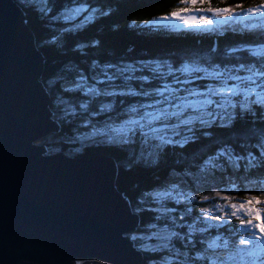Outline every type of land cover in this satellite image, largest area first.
<instances>
[{"label": "snow or ice", "instance_id": "6c2138e0", "mask_svg": "<svg viewBox=\"0 0 264 264\" xmlns=\"http://www.w3.org/2000/svg\"><path fill=\"white\" fill-rule=\"evenodd\" d=\"M179 2L156 19L186 47L137 58L131 47L101 53L99 32L78 38L115 14L112 0H19L52 29L38 47L62 57L38 81L48 120L70 126L64 143L107 146L125 171L155 173L121 197L137 221L123 239L141 264H264V0Z\"/></svg>", "mask_w": 264, "mask_h": 264}, {"label": "water", "instance_id": "95a60500", "mask_svg": "<svg viewBox=\"0 0 264 264\" xmlns=\"http://www.w3.org/2000/svg\"><path fill=\"white\" fill-rule=\"evenodd\" d=\"M0 264H62L65 256L141 264L125 230L135 218L114 185L110 155L45 152L59 131L42 91L45 56L15 0H0Z\"/></svg>", "mask_w": 264, "mask_h": 264}, {"label": "trees", "instance_id": "16d2710c", "mask_svg": "<svg viewBox=\"0 0 264 264\" xmlns=\"http://www.w3.org/2000/svg\"><path fill=\"white\" fill-rule=\"evenodd\" d=\"M15 1L19 4V0ZM63 2L64 0H60V3ZM57 6L59 7V4ZM178 6H183L179 0H112V7L115 10V14L88 26L86 31L78 38L87 40L99 32L103 42V47L100 52L111 51L117 57L124 54L128 47L133 48V55L137 58L159 55L162 52L175 53L186 47L184 34L164 31L161 28L164 23H160L156 17ZM210 6H224V4L222 0H212ZM21 8L27 18L28 25L35 34L36 44L38 46L39 41L47 38L52 29L42 27L41 22L37 20L34 12L26 10L23 6ZM56 26L53 25V28ZM63 26L69 27L70 25L64 24ZM114 27L115 30H112ZM192 35L199 36L196 33ZM38 48L45 56L44 69L41 77L43 80L50 77L57 70L62 57L54 48ZM91 54L92 56H96L98 53L92 52ZM59 127L60 130L51 134L49 141L44 143L47 151L53 152L60 150L69 155L75 154L80 156L110 155L112 157L115 156V160L118 161L119 153L107 146L88 145L81 148L79 144L64 143L63 138L71 135L70 126L63 125ZM118 168L120 174L124 176L128 175L129 182L126 185L122 183H118L117 185L127 197H135L140 191L148 190L154 183L153 178L155 173L152 171L143 168H134L131 171H125L122 167ZM238 193L242 194L241 192ZM149 215L146 213L144 218L147 219Z\"/></svg>", "mask_w": 264, "mask_h": 264}, {"label": "rangeland", "instance_id": "374dc122", "mask_svg": "<svg viewBox=\"0 0 264 264\" xmlns=\"http://www.w3.org/2000/svg\"><path fill=\"white\" fill-rule=\"evenodd\" d=\"M183 6H185V5H183ZM183 6H178V7H183ZM177 7V8H178ZM160 23H164V21H160V20H158ZM56 132H58V131H55V132H49V133H47V134H45V135H42V137H44L45 138V140H46V142L47 141H49V136L51 135V134H54V133H56ZM54 137H56V135H54ZM54 140V139H53ZM55 141H56V139H55ZM33 143H35V144H40L37 140H33ZM44 145V144H43ZM45 146V145H44ZM45 152L46 153H48L49 151H47V149H46V146H45ZM53 152H55V151H53ZM49 153H51V152H49ZM66 154V153H65ZM69 155V154H68ZM70 155H72V154H70ZM72 156H80V155H75V154H73ZM80 157H91V156H80ZM112 160H113V163H114V165L116 166V170H115V176H114V179H113V182L112 183H114V185L116 186V188H117V190L122 194V195H124V196H127L120 188H118V183H122L123 185L125 184H127L128 182H129V180H128V175H122V174H120L118 171H119V168H118V166H117V160H115V156H113L112 157ZM127 188V187H126ZM128 191V190H127ZM242 194H240V193H230V195H235V196H237V198L239 199V198H242L243 197V192H241ZM81 261H82V264H112V263H110V262H106V261H101V260H97V259H92V258H88V259H80Z\"/></svg>", "mask_w": 264, "mask_h": 264}]
</instances>
